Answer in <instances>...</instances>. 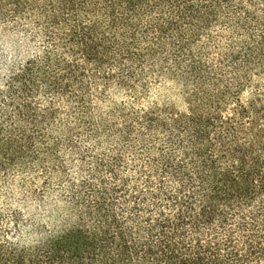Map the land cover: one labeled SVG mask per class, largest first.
Listing matches in <instances>:
<instances>
[{
  "label": "trees",
  "instance_id": "obj_1",
  "mask_svg": "<svg viewBox=\"0 0 264 264\" xmlns=\"http://www.w3.org/2000/svg\"><path fill=\"white\" fill-rule=\"evenodd\" d=\"M0 26L26 50L0 264H264V0H0Z\"/></svg>",
  "mask_w": 264,
  "mask_h": 264
},
{
  "label": "rangeland",
  "instance_id": "obj_2",
  "mask_svg": "<svg viewBox=\"0 0 264 264\" xmlns=\"http://www.w3.org/2000/svg\"><path fill=\"white\" fill-rule=\"evenodd\" d=\"M25 47L22 44L21 37L14 31L12 28H7L0 26V77L4 74L6 66L9 64L10 60H19L25 54ZM10 194H8V203L15 204L20 197L18 188H14ZM9 193V192H8ZM5 194V193H4ZM0 200L4 202L6 198L5 195ZM48 197V196H47ZM44 199V203L32 202L30 214L37 219H45L48 215V211L45 208V205L49 199ZM50 201V199H49Z\"/></svg>",
  "mask_w": 264,
  "mask_h": 264
}]
</instances>
